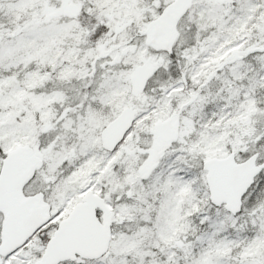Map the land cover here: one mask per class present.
Wrapping results in <instances>:
<instances>
[{
	"label": "snow or ice",
	"instance_id": "obj_1",
	"mask_svg": "<svg viewBox=\"0 0 264 264\" xmlns=\"http://www.w3.org/2000/svg\"><path fill=\"white\" fill-rule=\"evenodd\" d=\"M0 264H264V0H0Z\"/></svg>",
	"mask_w": 264,
	"mask_h": 264
}]
</instances>
